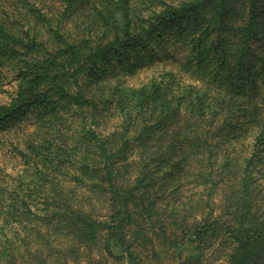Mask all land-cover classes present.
<instances>
[{"label": "trees", "instance_id": "16d2710c", "mask_svg": "<svg viewBox=\"0 0 264 264\" xmlns=\"http://www.w3.org/2000/svg\"><path fill=\"white\" fill-rule=\"evenodd\" d=\"M18 2L0 264H264V0Z\"/></svg>", "mask_w": 264, "mask_h": 264}, {"label": "rangeland", "instance_id": "374dc122", "mask_svg": "<svg viewBox=\"0 0 264 264\" xmlns=\"http://www.w3.org/2000/svg\"><path fill=\"white\" fill-rule=\"evenodd\" d=\"M36 1V0H33ZM41 1L42 5L50 6L51 8L57 7L56 0H37ZM43 1V2H42ZM18 0H0V19L6 20L8 17L9 19H13L14 21H19V23H22V17L24 15V12L22 8L19 7ZM24 24V23H22ZM165 49H163L164 51ZM167 63V62H165ZM158 64L157 68H142L136 76L133 77V80L131 81L134 85H141L144 83H147L151 77L152 74L156 73L157 70L160 69H169V64H160L159 62H156ZM166 65L165 67H163ZM150 70V71H149ZM158 74V73H156ZM16 87V82L13 81V74H11L9 71L3 70L0 72V104H4L8 101L9 94H11ZM11 130V129H10ZM15 135V136H11ZM21 133L17 134L14 132H2L0 133V186H7L9 183V180L16 177V175L19 173V171L22 169L19 161V157L16 155V152L14 151L16 145L20 144V137Z\"/></svg>", "mask_w": 264, "mask_h": 264}]
</instances>
